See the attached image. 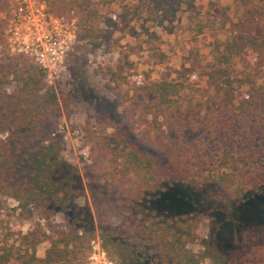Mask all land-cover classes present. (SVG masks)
<instances>
[{
	"label": "trees",
	"instance_id": "16d2710c",
	"mask_svg": "<svg viewBox=\"0 0 264 264\" xmlns=\"http://www.w3.org/2000/svg\"><path fill=\"white\" fill-rule=\"evenodd\" d=\"M253 1L234 0L244 7ZM7 6L0 0V11ZM95 14L81 11V20L89 16L82 37L100 35L91 27ZM246 51L264 53L263 31L255 33L249 17L237 22L225 42L212 45L208 69L198 70L211 82L210 92L194 104L183 106L177 79L145 78L138 85L141 99L119 92L140 112L136 137L152 152L131 141L126 131L102 134L92 145L88 190L101 245L116 264H203L205 259L208 264H264V231L257 237L244 227L240 245L225 256L211 246L195 253L188 244L198 238L200 217L216 225L215 218L163 203L174 186L203 189L212 204L223 195L243 203L263 191L264 160L257 169L249 144L258 134L256 147L264 154V111L258 110L264 91L248 88L250 78L237 77L232 65ZM193 68L183 65L178 75ZM11 82L14 89L0 90V196L16 202L19 216L35 212L46 222L48 247L39 257V240L28 233L0 240V264H86L95 232L79 202L82 189L61 158V139L45 133L60 111L58 97L27 57L0 55V84ZM57 213L63 214L61 223L52 222Z\"/></svg>",
	"mask_w": 264,
	"mask_h": 264
},
{
	"label": "rangeland",
	"instance_id": "374dc122",
	"mask_svg": "<svg viewBox=\"0 0 264 264\" xmlns=\"http://www.w3.org/2000/svg\"><path fill=\"white\" fill-rule=\"evenodd\" d=\"M44 1V25L62 46L57 48L61 61L42 63L34 53H30L29 48L21 49L22 44H31V36L22 29L17 38L13 37L10 31L11 0H7V9L0 11L3 29L0 55L27 57L40 69L46 86L56 93L60 111L50 124H46L45 133L61 139V158L71 177L80 183L82 193L79 202L86 207L87 223L95 232L92 240L98 239L101 245L86 177L93 164L91 150L95 138L112 131H126L131 141L152 152L136 137L140 112L129 101H122L119 92L141 99L138 85L152 76L156 80L177 79L183 106L205 99L211 82L198 70L201 67L208 69L212 45L225 42L237 22L247 17L255 23V33L261 28L264 35V0H254L245 7L234 0ZM205 4L208 5L207 13ZM88 9L96 13L91 27L94 34L100 35L95 37L90 34L82 37L87 29L83 23L89 16L84 15L81 20L80 14ZM183 65H194V68L178 75ZM232 65L237 77L250 78L248 88L259 87L264 91V53L243 52ZM15 86L14 82L0 84V90L11 91ZM243 94L242 88L238 96ZM258 110L264 111L262 98ZM250 138L249 145L254 150L258 169L264 160V154L256 147L260 137L253 134ZM218 193L222 197L221 190ZM164 197L163 203L174 204L180 212H207L215 218L216 225L210 218L200 217L196 228L198 238L188 244L195 253L211 246L225 256L230 249L240 245L244 227L257 237L264 231V189L243 203L223 195L220 203L212 204L203 189L181 186H174ZM0 203V240H13L28 233L31 239L39 240L36 255L43 257L48 247L46 222L35 212L28 213L26 217L19 216L18 210L14 209L16 202L11 198L0 196ZM209 208L211 213H208ZM62 221V213L52 218V222ZM123 223L120 220L122 227ZM125 231L122 229L119 233ZM208 263V259L203 261V264Z\"/></svg>",
	"mask_w": 264,
	"mask_h": 264
},
{
	"label": "built area",
	"instance_id": "2783aa9c",
	"mask_svg": "<svg viewBox=\"0 0 264 264\" xmlns=\"http://www.w3.org/2000/svg\"><path fill=\"white\" fill-rule=\"evenodd\" d=\"M12 3V4H11ZM11 19L13 37L24 29L31 36V44H22L21 49L29 48L40 62L61 61L57 48L62 47L57 38L44 25L46 8L44 0H11ZM15 35V36H14ZM56 35V34H55ZM56 37V36H54ZM60 45V46H59ZM91 253L87 264H115L101 248L98 239L91 240Z\"/></svg>",
	"mask_w": 264,
	"mask_h": 264
}]
</instances>
